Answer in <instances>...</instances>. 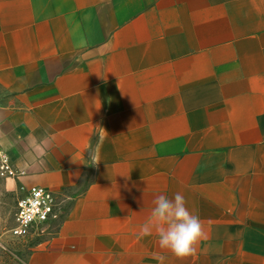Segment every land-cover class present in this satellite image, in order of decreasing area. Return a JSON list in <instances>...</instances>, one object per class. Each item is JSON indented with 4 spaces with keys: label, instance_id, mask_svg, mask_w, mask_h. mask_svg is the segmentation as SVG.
<instances>
[{
    "label": "crops",
    "instance_id": "obj_1",
    "mask_svg": "<svg viewBox=\"0 0 264 264\" xmlns=\"http://www.w3.org/2000/svg\"><path fill=\"white\" fill-rule=\"evenodd\" d=\"M0 143L67 199L28 264H264V0H0ZM176 193L185 260L141 235Z\"/></svg>",
    "mask_w": 264,
    "mask_h": 264
},
{
    "label": "clouds",
    "instance_id": "obj_2",
    "mask_svg": "<svg viewBox=\"0 0 264 264\" xmlns=\"http://www.w3.org/2000/svg\"><path fill=\"white\" fill-rule=\"evenodd\" d=\"M84 43L81 40L80 46ZM153 204L149 220L141 227V235H151L155 230L161 249L170 251L179 260L194 256L198 245L207 237L199 217L186 207L183 195L176 193L169 198L161 194ZM156 258L163 264V256Z\"/></svg>",
    "mask_w": 264,
    "mask_h": 264
},
{
    "label": "rangeland",
    "instance_id": "obj_3",
    "mask_svg": "<svg viewBox=\"0 0 264 264\" xmlns=\"http://www.w3.org/2000/svg\"><path fill=\"white\" fill-rule=\"evenodd\" d=\"M14 179L0 176V264H27L35 248L51 237L60 222L31 229L23 238L13 236L11 231L17 226L18 201L26 195Z\"/></svg>",
    "mask_w": 264,
    "mask_h": 264
},
{
    "label": "built area",
    "instance_id": "obj_4",
    "mask_svg": "<svg viewBox=\"0 0 264 264\" xmlns=\"http://www.w3.org/2000/svg\"><path fill=\"white\" fill-rule=\"evenodd\" d=\"M0 176L12 179L18 176L14 163L6 149L0 143ZM67 199L61 193H56L41 186L32 187L18 201L16 223L12 235L23 238L31 229L62 221L68 214Z\"/></svg>",
    "mask_w": 264,
    "mask_h": 264
},
{
    "label": "trees",
    "instance_id": "obj_5",
    "mask_svg": "<svg viewBox=\"0 0 264 264\" xmlns=\"http://www.w3.org/2000/svg\"><path fill=\"white\" fill-rule=\"evenodd\" d=\"M27 264H28V262H27Z\"/></svg>",
    "mask_w": 264,
    "mask_h": 264
}]
</instances>
